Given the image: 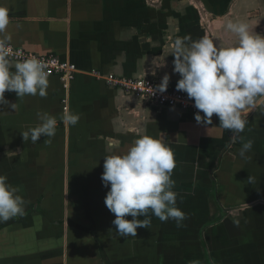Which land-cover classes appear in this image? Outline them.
I'll return each mask as SVG.
<instances>
[{
  "label": "crops",
  "instance_id": "1",
  "mask_svg": "<svg viewBox=\"0 0 264 264\" xmlns=\"http://www.w3.org/2000/svg\"><path fill=\"white\" fill-rule=\"evenodd\" d=\"M0 6L9 13L0 33L5 42L55 54L79 70L69 87L49 76L44 97L5 93L17 109L0 106V176L26 205L23 216L0 222V264H264V98L233 141L231 131L216 127L215 114L204 126L196 108L153 106L106 79L169 74L176 87L177 38L208 36L235 46L229 21L264 35V0H0ZM3 58L14 72L18 62ZM65 96L80 117L74 126L61 119ZM38 112L56 117V134L24 142L21 132L40 123ZM145 135L174 153L173 190L186 219L177 227L150 213V228L118 237L104 202V157L126 153ZM248 140L253 146L241 158Z\"/></svg>",
  "mask_w": 264,
  "mask_h": 264
},
{
  "label": "clouds",
  "instance_id": "2",
  "mask_svg": "<svg viewBox=\"0 0 264 264\" xmlns=\"http://www.w3.org/2000/svg\"><path fill=\"white\" fill-rule=\"evenodd\" d=\"M8 25V10L0 6V33ZM226 28L238 38L235 46H224L208 36L190 43L188 37L177 38L171 55L175 57L173 71L181 77L176 89L194 101L197 123L213 125L215 114L219 119L216 127L231 131L235 141L245 131L256 100L264 98V35L253 33L246 22L229 21ZM169 82L170 75L165 74L153 94L166 92ZM48 86L44 63L30 58L16 63L15 71L10 72L8 61L0 57V106L17 109V103L6 99V92H15L19 99L25 95L44 97ZM37 116L40 123L21 132L24 142L31 138L35 144L41 136H55L56 117L47 112H38ZM79 118L68 110L61 117L66 127L76 125ZM109 140L110 147H118L117 139ZM252 146L251 140L243 142L239 156L246 158ZM175 167L171 147L147 135L137 138L126 153L104 157L101 179L109 188L104 202L115 215L112 223L118 237H136L138 228H150V213L161 222L171 219L177 227L183 226L186 214L177 206L178 193L173 190L175 181L171 178ZM253 182L254 178L249 176L248 183ZM18 193L17 187L0 176V222L24 215L26 201Z\"/></svg>",
  "mask_w": 264,
  "mask_h": 264
},
{
  "label": "built area",
  "instance_id": "3",
  "mask_svg": "<svg viewBox=\"0 0 264 264\" xmlns=\"http://www.w3.org/2000/svg\"><path fill=\"white\" fill-rule=\"evenodd\" d=\"M0 55L16 62H22L24 60L34 58L44 63L48 77L51 75H59L65 81V85L69 87V84L75 79L78 73L77 66L70 62L61 60L55 54L37 55L30 53L23 48L15 47L5 42L0 36ZM107 82L124 89L126 92L140 96L144 98L148 103L153 106H167V107H181V108H195L194 101L189 100L187 94L183 91H178L175 86L170 85L164 93L158 91L153 94L157 85L161 83V80L148 78V77H117L110 74L107 78ZM68 98H63V113L65 110L69 111Z\"/></svg>",
  "mask_w": 264,
  "mask_h": 264
}]
</instances>
